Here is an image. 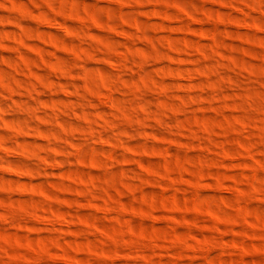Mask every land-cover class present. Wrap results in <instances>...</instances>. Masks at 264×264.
Wrapping results in <instances>:
<instances>
[{
	"label": "clouds",
	"instance_id": "clouds-1",
	"mask_svg": "<svg viewBox=\"0 0 264 264\" xmlns=\"http://www.w3.org/2000/svg\"><path fill=\"white\" fill-rule=\"evenodd\" d=\"M0 264H264V0H0Z\"/></svg>",
	"mask_w": 264,
	"mask_h": 264
}]
</instances>
